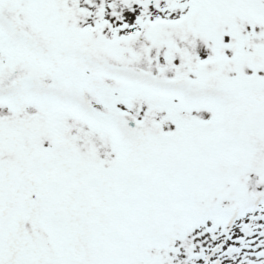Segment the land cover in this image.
Masks as SVG:
<instances>
[{"label": "snow or ice", "instance_id": "obj_1", "mask_svg": "<svg viewBox=\"0 0 264 264\" xmlns=\"http://www.w3.org/2000/svg\"><path fill=\"white\" fill-rule=\"evenodd\" d=\"M0 264H264V0H0Z\"/></svg>", "mask_w": 264, "mask_h": 264}]
</instances>
